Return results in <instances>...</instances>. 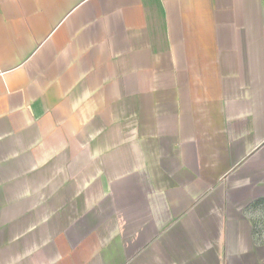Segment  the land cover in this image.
Instances as JSON below:
<instances>
[{
    "label": "crops",
    "instance_id": "0c3cea01",
    "mask_svg": "<svg viewBox=\"0 0 264 264\" xmlns=\"http://www.w3.org/2000/svg\"><path fill=\"white\" fill-rule=\"evenodd\" d=\"M264 0H0V264H264Z\"/></svg>",
    "mask_w": 264,
    "mask_h": 264
},
{
    "label": "rangeland",
    "instance_id": "374dc122",
    "mask_svg": "<svg viewBox=\"0 0 264 264\" xmlns=\"http://www.w3.org/2000/svg\"><path fill=\"white\" fill-rule=\"evenodd\" d=\"M254 224L258 231H264V206L258 207L254 215Z\"/></svg>",
    "mask_w": 264,
    "mask_h": 264
}]
</instances>
